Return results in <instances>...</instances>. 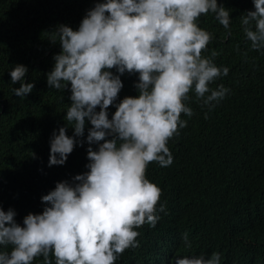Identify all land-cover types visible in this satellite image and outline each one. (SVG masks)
Wrapping results in <instances>:
<instances>
[{
    "label": "clouds",
    "instance_id": "obj_1",
    "mask_svg": "<svg viewBox=\"0 0 264 264\" xmlns=\"http://www.w3.org/2000/svg\"><path fill=\"white\" fill-rule=\"evenodd\" d=\"M255 10L241 17L253 50L264 49V0H253ZM209 13L229 29L230 12L217 0H99L83 18L79 29L60 25L51 33L62 51L47 74L50 88L70 85L71 105L65 120L74 129L61 127L50 140L49 167L64 165L83 137L86 119L92 127L86 137L89 169L74 183L58 182L41 197V214L29 213L23 226L16 213L0 207V264H116L120 255L139 246L136 229L155 227L162 190L147 177L149 164L173 162L167 144L187 126L181 114L193 115L186 101L194 92L209 108L229 89L210 85L229 69L214 63L217 53L205 57L212 35L198 26ZM116 69L119 75L111 71ZM28 69L10 71L18 97L33 91L25 83ZM138 73V95L123 98L109 119L108 109L123 87L120 76ZM210 93V94H209ZM99 107V111L96 109ZM108 137H111L110 139ZM102 142V143H101ZM159 211H164L160 206ZM184 245L192 248L185 233ZM218 252L176 258L175 264H220Z\"/></svg>",
    "mask_w": 264,
    "mask_h": 264
},
{
    "label": "trees",
    "instance_id": "obj_2",
    "mask_svg": "<svg viewBox=\"0 0 264 264\" xmlns=\"http://www.w3.org/2000/svg\"><path fill=\"white\" fill-rule=\"evenodd\" d=\"M97 2L0 0V207L14 210L21 226L29 213L43 212L41 197L58 182L74 183L76 175L89 171L87 149L98 150V144L87 143L92 125L86 119L84 136L76 137L66 163L49 167L53 133L65 127L74 135L65 120L70 85L56 90L47 84L54 56L62 51L51 33L60 25L78 30ZM217 2L230 12L229 29L212 13L201 16L198 26L212 35L203 55L217 53L216 66L229 69L210 88L223 85L229 92L211 108L190 92L186 104L193 115L181 114L187 126L167 144L172 164L153 162L147 168L146 177L162 190L158 222L136 229L139 246L126 250L116 264H175L178 256L209 258L214 252L220 264H264V49L251 48L240 22L255 10L253 0ZM16 65L26 66L24 82L35 85L23 98L12 91L20 87L11 82ZM120 79L123 87L108 109L109 119L123 98L138 95V73L125 72ZM185 233L191 249L184 245ZM33 264H43V257Z\"/></svg>",
    "mask_w": 264,
    "mask_h": 264
}]
</instances>
